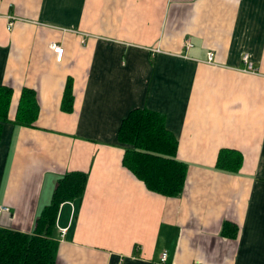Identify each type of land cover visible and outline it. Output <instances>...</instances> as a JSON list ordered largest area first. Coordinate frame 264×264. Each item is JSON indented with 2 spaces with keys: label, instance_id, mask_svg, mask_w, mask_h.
<instances>
[{
  "label": "crops",
  "instance_id": "0c3cea01",
  "mask_svg": "<svg viewBox=\"0 0 264 264\" xmlns=\"http://www.w3.org/2000/svg\"><path fill=\"white\" fill-rule=\"evenodd\" d=\"M0 85L12 89L0 227L32 233L58 179L81 171L80 202L57 214L56 264H264V0H0ZM24 87L33 126L14 123ZM137 107L163 114L177 139V196L122 165L117 131ZM220 150L240 165L216 167Z\"/></svg>",
  "mask_w": 264,
  "mask_h": 264
},
{
  "label": "trees",
  "instance_id": "16d2710c",
  "mask_svg": "<svg viewBox=\"0 0 264 264\" xmlns=\"http://www.w3.org/2000/svg\"><path fill=\"white\" fill-rule=\"evenodd\" d=\"M71 82L67 81L62 99V109L72 111ZM12 89L0 85V135L2 123L9 121L8 111ZM38 103L33 89L21 90L14 123L33 126ZM117 141L124 149L122 165L146 188L165 197L177 196L185 181L187 164L176 157L177 139L166 128L163 114L147 108H133L122 119L117 131ZM234 151L220 150L216 167L225 170L237 168L240 155L225 157ZM87 174L71 171L61 176L55 184L51 200L39 213L32 233L0 227V264H56L58 238L55 223L59 207L66 201L80 202ZM237 228L225 222L222 234L233 237Z\"/></svg>",
  "mask_w": 264,
  "mask_h": 264
},
{
  "label": "built area",
  "instance_id": "2783aa9c",
  "mask_svg": "<svg viewBox=\"0 0 264 264\" xmlns=\"http://www.w3.org/2000/svg\"><path fill=\"white\" fill-rule=\"evenodd\" d=\"M13 21H14V19H10L9 20V22L7 23V27H11V25L13 24ZM191 46V44L189 43V42H185V48H189ZM50 48H51V50L53 51V53L55 54V57H56V59L58 60V61H60L61 60V58H62V55H63V48L61 47V45H59L58 43H56V42H51L50 43ZM212 56H213V53L212 52H210L209 53V61L212 59ZM242 60H243V62L245 63V65H246V67H245V70H249V71H253L254 70V68H253V66H252V63H251V61H250V59H249V55L247 54V53H245L244 55H243V57H242ZM9 213V208L8 207H6V206H0V213ZM59 233H60V236L62 237L63 235H64V233H65V229H61L60 231H59ZM165 258H166V254L163 252L162 254H161V259H160V261L161 262H164V260H165Z\"/></svg>",
  "mask_w": 264,
  "mask_h": 264
}]
</instances>
